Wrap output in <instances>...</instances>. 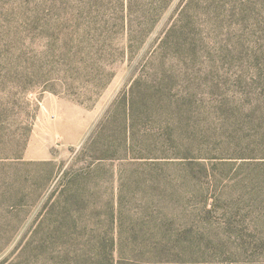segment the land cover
<instances>
[{
    "label": "rangeland",
    "instance_id": "374dc122",
    "mask_svg": "<svg viewBox=\"0 0 264 264\" xmlns=\"http://www.w3.org/2000/svg\"><path fill=\"white\" fill-rule=\"evenodd\" d=\"M91 1L0 0V264H81L77 254L96 247L78 240L112 236L120 252L186 237L188 264H264V0H201L207 10L187 27L189 49L174 71L138 79L135 108L148 103L162 116L138 127L174 122L188 156L93 172L86 201L74 207L67 192L71 211L54 224L62 175L70 171L68 185L83 144L135 82L181 0L136 52L111 60L102 81L98 64H86V81L66 72L77 51L67 34L82 13L99 15Z\"/></svg>",
    "mask_w": 264,
    "mask_h": 264
},
{
    "label": "trees",
    "instance_id": "16d2710c",
    "mask_svg": "<svg viewBox=\"0 0 264 264\" xmlns=\"http://www.w3.org/2000/svg\"><path fill=\"white\" fill-rule=\"evenodd\" d=\"M174 1L92 0L91 3L98 8L99 15H94L97 16L94 18L93 12L88 11L72 20L79 30L75 35L67 34V37L77 46V51L73 56L67 57L69 70L66 72L76 75L78 79L91 81V70L85 65L98 64L92 67V70L97 81H102L107 76L111 60L119 58L120 55L123 59L136 52ZM208 3L205 4V1L201 0L180 1L174 13V23L136 70L135 73L139 74L135 82L107 110L83 144L79 154L81 164L72 171L68 185L65 178L68 179L70 171L62 175L61 182L52 193L55 198L50 200V203L53 200L50 214L54 216V224L62 227L66 221L64 214L71 211L69 200L65 199L67 192L73 191L74 207H81L86 201L88 189L85 180H88L93 172L116 165L159 166L173 158L188 156L183 152L190 150L184 149L177 142L179 140L176 130H179V127L174 122L165 121L159 127H138V119L146 117L152 120L162 116L159 109L149 107L148 103L135 108L136 88L139 86L138 79L143 74L163 80L167 72L174 71L179 61L177 56L189 49L186 29L198 28L195 25L196 18L207 10ZM65 35L64 32H58L56 36L61 39ZM121 38L125 39L126 46L117 49L116 45ZM95 48L97 49L94 51ZM73 66H76V70ZM85 72L88 74H84ZM164 85L167 86L165 83ZM157 89L161 91V86H157ZM78 241L84 247H96L77 254L79 261L83 258L81 264H188L190 261L186 237L146 238L142 244L147 250L131 252H120L119 241L115 236L100 237L96 241L93 238ZM139 241V238L133 239L134 244Z\"/></svg>",
    "mask_w": 264,
    "mask_h": 264
}]
</instances>
